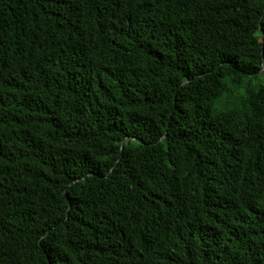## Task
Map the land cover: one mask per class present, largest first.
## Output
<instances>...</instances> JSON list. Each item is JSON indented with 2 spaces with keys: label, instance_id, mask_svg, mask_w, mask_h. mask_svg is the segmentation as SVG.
<instances>
[{
  "label": "trees",
  "instance_id": "trees-1",
  "mask_svg": "<svg viewBox=\"0 0 264 264\" xmlns=\"http://www.w3.org/2000/svg\"><path fill=\"white\" fill-rule=\"evenodd\" d=\"M0 264H264V0H0Z\"/></svg>",
  "mask_w": 264,
  "mask_h": 264
}]
</instances>
